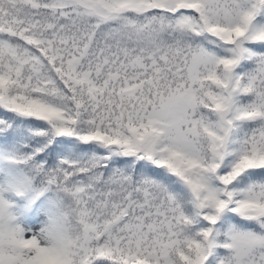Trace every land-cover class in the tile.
<instances>
[{"label":"snow or ice","instance_id":"1","mask_svg":"<svg viewBox=\"0 0 264 264\" xmlns=\"http://www.w3.org/2000/svg\"><path fill=\"white\" fill-rule=\"evenodd\" d=\"M0 264H264V0H0Z\"/></svg>","mask_w":264,"mask_h":264}]
</instances>
